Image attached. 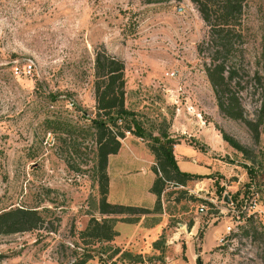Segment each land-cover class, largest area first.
<instances>
[{
	"label": "rangeland",
	"instance_id": "obj_1",
	"mask_svg": "<svg viewBox=\"0 0 264 264\" xmlns=\"http://www.w3.org/2000/svg\"><path fill=\"white\" fill-rule=\"evenodd\" d=\"M239 25L227 63L242 118L232 120L217 109L205 76L207 28L188 0H0V212L39 217L35 230L0 234V264H72L85 254V264H162L146 250L128 252L162 219L158 239L192 232L196 246L205 231L215 234L199 264H264V0H243ZM99 49L122 61L124 107L145 134L126 133L108 156L105 200L146 214L98 213L90 119ZM258 119L255 136L246 122ZM162 135L178 170L194 178L167 184L157 206L149 188L160 172L147 136ZM90 218L115 219L113 240L80 239Z\"/></svg>",
	"mask_w": 264,
	"mask_h": 264
},
{
	"label": "trees",
	"instance_id": "obj_2",
	"mask_svg": "<svg viewBox=\"0 0 264 264\" xmlns=\"http://www.w3.org/2000/svg\"><path fill=\"white\" fill-rule=\"evenodd\" d=\"M170 0H143L144 4H157ZM181 1V0H174ZM198 12L200 19L207 28L206 45L211 50L209 65L205 68L206 79L214 93L216 106L220 114L232 119L242 118L237 99L228 91L236 76L234 67H228V56L232 54L234 46L239 42V19L242 13L243 0H188ZM124 66L122 61L110 56L104 49L93 51L92 92L94 99V118L90 125L94 130L96 146V173L99 186L98 213L101 216H117L128 214H146L143 208L112 205L106 202L107 176L105 173L108 156L115 155L120 148V140L126 133L141 138L144 136L142 128L133 119V115L124 107ZM260 123L246 122L256 136ZM152 140L150 153L156 162L159 177L152 181L149 193L155 197L158 206L159 197L169 183L184 186L194 178L191 174L178 170L172 156L173 141L162 135L163 142L157 137L147 136ZM222 140L232 149L244 153L245 150L234 140L222 134ZM153 174L156 172L153 170ZM115 219L90 218L84 230L78 233L82 240L96 243H108L116 236L113 230ZM123 222H133L123 220ZM135 222V221H134ZM39 224L36 211L22 208H10L0 212V234H15L35 230ZM1 258V255H0ZM88 254L80 255L72 264H85L90 260ZM99 264H104L101 258ZM195 264H199L196 257Z\"/></svg>",
	"mask_w": 264,
	"mask_h": 264
},
{
	"label": "crops",
	"instance_id": "obj_3",
	"mask_svg": "<svg viewBox=\"0 0 264 264\" xmlns=\"http://www.w3.org/2000/svg\"><path fill=\"white\" fill-rule=\"evenodd\" d=\"M109 191L110 189H108V193ZM163 221L162 219L150 226L148 233L144 236L137 237L142 245L139 247L128 246V252L132 250L139 252L140 249L144 250L142 253L151 252L153 255L162 257V264H195L196 257L204 255L209 250L208 245L213 241L215 234H208L207 231L203 233L201 243L196 246L192 240V232L186 236L178 232H166L161 239H158L161 235L160 231L164 227ZM178 227L181 229L183 225H178ZM158 240L161 243L159 247L156 246ZM178 240H183V243L178 242ZM136 245L138 246V244Z\"/></svg>",
	"mask_w": 264,
	"mask_h": 264
},
{
	"label": "built area",
	"instance_id": "obj_4",
	"mask_svg": "<svg viewBox=\"0 0 264 264\" xmlns=\"http://www.w3.org/2000/svg\"><path fill=\"white\" fill-rule=\"evenodd\" d=\"M14 73L17 74L16 69H15ZM23 73H25V74L28 75V74L30 73V68H29L28 66L25 67ZM18 75H19V72H18ZM250 208L252 209V212H254V213H258V212H259V211H258V208L256 207L255 204H252V206H251ZM198 211H199L200 213H202V212H203L202 207H199ZM224 229H225V234H228V232L230 231V227H229V226H226ZM222 240H223V237H219V238H218V243H221Z\"/></svg>",
	"mask_w": 264,
	"mask_h": 264
},
{
	"label": "water",
	"instance_id": "obj_5",
	"mask_svg": "<svg viewBox=\"0 0 264 264\" xmlns=\"http://www.w3.org/2000/svg\"><path fill=\"white\" fill-rule=\"evenodd\" d=\"M224 201L227 202L226 199H224Z\"/></svg>",
	"mask_w": 264,
	"mask_h": 264
}]
</instances>
